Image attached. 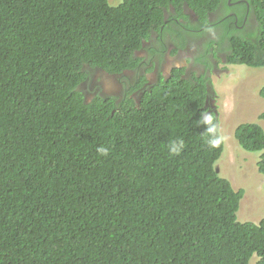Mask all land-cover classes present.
Here are the masks:
<instances>
[{"label":"trees","instance_id":"1","mask_svg":"<svg viewBox=\"0 0 264 264\" xmlns=\"http://www.w3.org/2000/svg\"><path fill=\"white\" fill-rule=\"evenodd\" d=\"M191 37L196 62L264 67V0H0V264H264V219L241 223L216 171L208 72H142ZM88 68L124 88L84 93ZM235 138L264 176V129Z\"/></svg>","mask_w":264,"mask_h":264},{"label":"rangeland","instance_id":"2","mask_svg":"<svg viewBox=\"0 0 264 264\" xmlns=\"http://www.w3.org/2000/svg\"><path fill=\"white\" fill-rule=\"evenodd\" d=\"M108 1L111 6H119L124 2V0ZM169 54L164 52V55L169 57H165L163 62L159 63L158 73H154V67H152L145 72L147 77L156 80L161 73L167 75L171 67L182 68V66L187 69V75H190L192 72L189 71L195 66L199 67V64L190 63L187 58L185 63L172 64L169 59L174 57ZM234 67L240 72V76L236 75L239 72L233 67L221 64L211 77L217 92L210 100L211 107L218 108L221 132L225 140L224 152L216 167L220 170V174L231 181L235 189L245 190V198L240 203L238 211V220L241 223L247 221L259 223L264 219V177L258 170L261 153L244 150L235 138L234 129L245 122L258 124L261 122L264 128V119L259 121V114L264 113V99L260 96V88L264 85V68L251 69L241 65H234ZM87 71L97 75L93 81H91L92 75L88 80L89 87H93L97 93L108 95L115 92L117 88H124L120 80L122 76H106L98 70L89 68ZM114 88L115 90L111 92ZM81 90L86 93L83 87ZM232 107H234L233 112L228 113ZM257 260L258 258L254 257L250 263L256 264Z\"/></svg>","mask_w":264,"mask_h":264},{"label":"clouds","instance_id":"3","mask_svg":"<svg viewBox=\"0 0 264 264\" xmlns=\"http://www.w3.org/2000/svg\"><path fill=\"white\" fill-rule=\"evenodd\" d=\"M228 4H229V6L231 7V5L232 4H234L233 3V1L232 0H228ZM204 33H206V36H207V34H208V31L207 32H202V33H199L200 34V36H201V38L202 39H204V38H206V36H204L203 34ZM157 38V37H156ZM178 37H176V39H177ZM167 45H170L171 46V49L169 50H167L166 52L167 53H170V51H172L173 49H175L176 48V45L173 43V42H171V41H167ZM186 49V48H185ZM180 51V50H182V49H177V51ZM184 50V49H183ZM178 51V52H179ZM143 53H146V52H144L143 51ZM168 55H166V57H167ZM145 58H147L148 56H144ZM174 57V56H173ZM226 60H227V57H226ZM195 64H198V62H196V60H194L193 61ZM200 62V61H199ZM190 63H192V62H190ZM223 64L225 65L226 64V66H230V67H233L234 69H235V67H234V65H231V64H229L227 61L225 62H223ZM219 64H217L216 66H215V68L213 69V70H211V72H209L206 76H209V78H211L212 77V74H213V72H215V70H218L219 69ZM241 66H246L247 68H249V66H247V65H241ZM176 67H171L170 68V71H169V73L167 74V75H163L164 77H169L170 75H171V73H172V71H173V69H175ZM182 68H185V67H183L182 66ZM251 69L252 68H254V67H250ZM264 68V67H263ZM147 69H149V67L148 66H146V70H142V72H146L147 71ZM186 69V68H185ZM226 70H227V68H226ZM236 70V69H235ZM98 71H100L101 73H103L104 75H106V76H117V75H110V74H108L107 72H105L104 70H98ZM155 71H157V73H158V71H159V69H154V72ZM237 72H239L238 70H236ZM188 72V71H187ZM189 72H192V70L191 71H189ZM136 74V73H135ZM96 74H94V76H95ZM237 76H240V72L239 73H237L236 74ZM227 76V75H226ZM136 77H138L137 75L135 76V78ZM95 79V77L94 78H92L91 79V81H93ZM148 79H149V76H148ZM88 80H89V78L85 81V82H83L81 85H80V88L81 87H83L85 90H87L88 88H89V84H88ZM132 80V79H131ZM150 80V79H149ZM210 86H209V88H212L213 89V93H217L216 92V87H215V84L213 83V81H212V79H210ZM240 82V81H239ZM137 87L139 88V85H137ZM264 87V85L262 86V88ZM262 88H260V96H261V90H262ZM136 90V89H135ZM84 94V93H83ZM108 95H110V94H108ZM102 96H106V95H102ZM262 97V96H261ZM88 98H91V97H88ZM263 98V97H262ZM211 99H213V97L211 98ZM210 99V100H211ZM264 99V98H263ZM140 100V99H139ZM210 100H208V102L206 103V106L208 107V105H209V102H210ZM210 109V111L211 112H215L216 113V115L218 116V118H219V113H218V108H215L214 109V107H209ZM233 110H234V107H232V108H230L229 109V112L228 113H231V112H233ZM262 114H264L263 112H261L260 114H259V121H260V119H264V117L263 118H261L260 116L262 115ZM205 122H207V123H209V124H211V117L210 116H208V117H205ZM245 123H250V122H245ZM242 124V123H241ZM258 124V123H257ZM258 125H260L262 128H263V126H262V124H261V122H260V124H258ZM264 129V128H263ZM235 130V129H234ZM209 131L210 132H214L215 131V128H211V129H209ZM222 133V132H221ZM224 138V137H223ZM219 143V140H216V139H213V140H211L210 141V144H211V146H213V147H215L217 144ZM181 147H182V145H176V144H173L172 145V147H171V152L173 153V154H178L179 152H180V150H181ZM98 152L101 154V155H107V153H108V150L106 149V148H103V147H101V148H99L98 149ZM249 152V151H248ZM251 153H257V152H251ZM261 153V155H262V153L263 152H260ZM261 157V156H260ZM218 168L216 167V170H217ZM259 170V169H258ZM260 172V171H259ZM219 173H220V170H219ZM262 175V174H261ZM263 176V175H262ZM264 177V176H263ZM236 188V187H235ZM235 190H240V189H235ZM245 191V190H244ZM244 198H245V195H244ZM243 200V199H242ZM242 202V201H241ZM240 206H241V204H240ZM240 210V209H239ZM262 221V220H261ZM260 221V222H261ZM247 222H250V223H253V222H251V221H247ZM260 222L259 223H254V224H260ZM243 223H245V222H243ZM259 259L260 258H258V260H257V262H256V264L258 263V261H259Z\"/></svg>","mask_w":264,"mask_h":264},{"label":"flooded vegetation","instance_id":"4","mask_svg":"<svg viewBox=\"0 0 264 264\" xmlns=\"http://www.w3.org/2000/svg\"><path fill=\"white\" fill-rule=\"evenodd\" d=\"M232 1H233V3H236V4L247 3V0H232ZM232 5H231V7H232ZM224 11L226 12V10H224ZM221 13H222L221 11L217 10L215 12L210 13L209 15H210V18L213 19L214 17H218ZM247 13H248V15L244 18V21H243L244 25H246L248 23V20L250 19V13L251 12L249 11V9L247 10ZM189 14H190V16H191L193 21H198L199 17H198V15L195 12L190 11ZM232 15L237 18V14L235 12H232ZM212 21H214V20H212ZM243 27L244 26H242L241 28H243ZM202 32H205V31H201L199 33H202ZM203 35L206 36V33H204ZM189 45H192L194 48L193 47H188ZM188 46H187L188 48L186 47V49L180 50L178 52L177 56L175 55L173 59H169V62H171L172 64L180 63V62H184L185 63L186 58L188 59L189 62H193L194 61V56L196 55V53L199 50H201V44L198 41H194V37H191V38H189ZM227 46H228V44H227ZM224 47H225V45L223 46V48ZM168 57L169 56H167L166 58H168ZM184 63H183V65H184ZM198 64H199V67L195 66L193 68V70H192L193 73H198V74L207 73V72L209 73L218 64V60L214 59V62H212L211 65L205 64L203 61L198 62ZM166 68H167V66H166ZM131 71L126 72V74H128L130 76V78L132 79V74H130ZM164 71H165V68H164ZM132 72L135 73L134 71H132ZM154 73H157V71H155ZM133 76H135V74H133ZM94 77L96 78L97 75H95ZM149 79H150V81H154L155 80V79H153L151 77H149ZM91 90H94L93 87H91ZM211 106L212 105H211V102H210L208 107H206L208 109V111L210 109L209 107H211Z\"/></svg>","mask_w":264,"mask_h":264},{"label":"water","instance_id":"5","mask_svg":"<svg viewBox=\"0 0 264 264\" xmlns=\"http://www.w3.org/2000/svg\"><path fill=\"white\" fill-rule=\"evenodd\" d=\"M219 173V169L216 170Z\"/></svg>","mask_w":264,"mask_h":264},{"label":"bare ground","instance_id":"6","mask_svg":"<svg viewBox=\"0 0 264 264\" xmlns=\"http://www.w3.org/2000/svg\"><path fill=\"white\" fill-rule=\"evenodd\" d=\"M133 72H131L130 74H132ZM133 75V74H132ZM256 257V256H255Z\"/></svg>","mask_w":264,"mask_h":264}]
</instances>
